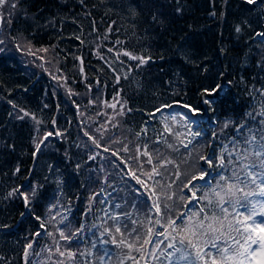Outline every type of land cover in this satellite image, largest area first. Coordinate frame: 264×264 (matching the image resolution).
Wrapping results in <instances>:
<instances>
[{
    "label": "trees",
    "instance_id": "trees-1",
    "mask_svg": "<svg viewBox=\"0 0 264 264\" xmlns=\"http://www.w3.org/2000/svg\"><path fill=\"white\" fill-rule=\"evenodd\" d=\"M2 11L0 264L94 263L102 254L100 240L112 250L108 264L126 251L111 240L132 242L136 235L122 237L117 223L127 224L128 231L136 227L140 243L147 227L165 231L147 219L157 218L149 212L157 199L149 200V189L179 195L200 169L215 185L216 172L199 156L218 155L225 144L231 150L238 125L255 129L264 119L257 115L264 105V36L257 35L264 33V0L254 5L247 0H9ZM216 85H221L216 94L203 95ZM112 101L124 110L105 105ZM174 104L196 109V130L204 132L188 149L166 138L162 113L156 112ZM226 121L232 122L227 128ZM145 151L153 164L145 163ZM163 159L173 161L163 177L144 174ZM177 171L183 174L179 179ZM195 183L202 191L208 188L205 181ZM14 189L19 191L9 196ZM21 192L28 195L27 205ZM184 194L191 196L187 189ZM168 203L172 217L189 210L176 196ZM58 229L76 235L66 241ZM69 250L73 258L67 257ZM49 255L57 258L46 261Z\"/></svg>",
    "mask_w": 264,
    "mask_h": 264
},
{
    "label": "snow or ice",
    "instance_id": "snow-or-ice-1",
    "mask_svg": "<svg viewBox=\"0 0 264 264\" xmlns=\"http://www.w3.org/2000/svg\"><path fill=\"white\" fill-rule=\"evenodd\" d=\"M247 3L254 5L257 0H247ZM6 4H9V0H0V27H2L4 21L2 9ZM10 7L15 9L17 5L12 2ZM235 30L239 33L241 31L240 26L237 25ZM257 35L264 36V33H257ZM2 43L3 41L0 40V44ZM40 51H47V49H40ZM29 54L33 53L29 52ZM124 55L130 54L125 52ZM130 58L139 59L141 63L145 62L142 57L130 56ZM219 89H221V85H216L211 89H204L203 95L211 97ZM261 95H264V92ZM204 103L211 104L212 100L204 99ZM171 107L172 105H162L161 108L156 109V112H160L162 108ZM183 107L189 109V111H197L189 104H184ZM24 115L27 116L28 113L25 112ZM257 115L264 117V105H262V110ZM246 116L257 122L256 116L252 113H246ZM19 118L23 119V117ZM37 123H40V121H37ZM231 123V121H226L225 128L229 127ZM257 123L259 127L255 129L249 128L246 123L237 126L236 136L229 141L232 146L231 150L229 145L225 144L218 155L212 152L206 156H199V160L207 163L208 167L216 172L218 179L215 185L206 181V177L210 173L207 170L200 169L198 174L192 175L184 183L179 195L149 189L151 192L149 200H152L153 196L157 197V199L152 200V207L149 212L154 210L157 218L153 220L149 215L147 219L150 225H159L164 228V232L157 231L154 226L147 227L146 236L143 242L140 243L141 237L136 227L128 231L127 224L121 225L117 223L115 231L120 233L122 237L124 232H127L130 237L133 234L136 235L132 242H128L124 238L119 240L113 238L111 242L118 247L124 245L129 251L134 249L137 252H151L155 256L156 249L161 248V245H164L165 240H167L169 242L165 247L171 251L161 249V253L169 260V264H246V262L247 264H264V119L259 120ZM164 131L170 133L171 129L166 126ZM245 132L247 133L246 135L244 134ZM48 135H51V133H48ZM85 135H88V133H85ZM137 135L139 136V133ZM190 135L192 139L188 140L187 143L181 141L186 149L197 137L202 136V133L193 131ZM216 136L217 134L214 132L213 137L216 138ZM241 136H243V139H239ZM89 139H92V137L89 136ZM42 143V140L36 143L37 150H39ZM93 143H96L97 147H99L95 140H93ZM157 143H159V140H157ZM144 147L147 149L148 145L145 144ZM168 147L172 148L173 146L169 144ZM107 150L105 149V151ZM124 150L128 151L127 146H125ZM137 151L139 152V148H137ZM113 155H116V153L114 152ZM142 155L147 156L145 163L153 164V155L151 153L145 151ZM188 155L191 156V151ZM156 157L159 159L158 152ZM172 163V160H160L158 166L154 165L150 172L144 174L149 178L163 177L165 171L162 170H166L167 165ZM16 171L19 172V168ZM131 175L137 184L142 185L146 189L148 188L143 180L135 176V173H131ZM175 175L179 179L183 174L177 171ZM197 180L205 181L208 184L207 190L202 191L201 187L195 183ZM155 183L160 185V181ZM164 187V185H161V188ZM166 187L171 188V184L166 185ZM184 189L191 192V196L185 195ZM17 191L19 189H14L9 193V196L14 195ZM35 191V188H33V195ZM201 192L202 194L198 195ZM20 195L24 196L25 204L27 205L29 202L28 195L23 192ZM140 195H143V193H140ZM174 196L180 202H183L185 207L189 208L187 212L180 213L176 217L167 215L173 207L168 201H173ZM201 202L203 204L193 210L194 205ZM133 206L135 207L136 205ZM125 215L131 216L130 213H125ZM113 219L119 221V217H113ZM162 221L165 222L162 223ZM140 223L138 220H132L133 225H139ZM41 227H44V225L41 224ZM65 227L69 226L65 225ZM58 231H60L61 238L66 241H72L76 235L75 232L66 235L65 231L59 229ZM77 231H80V229H77ZM108 231L109 229H105V232ZM37 235H40V233H37ZM49 235L52 234L49 233ZM157 236H163L165 239L158 241L155 239ZM102 243H108V241H102ZM138 244L139 246H137ZM147 244H151L152 248H144V245ZM31 247V244L26 246L25 257L28 256V249ZM57 251L61 256L66 254L59 251V249ZM74 255L75 253L72 251H67L68 258H73ZM101 259L103 260V257ZM128 259L133 260L134 257L129 255ZM60 264H63V262H60ZM121 264H123L122 261Z\"/></svg>",
    "mask_w": 264,
    "mask_h": 264
},
{
    "label": "rangeland",
    "instance_id": "rangeland-1",
    "mask_svg": "<svg viewBox=\"0 0 264 264\" xmlns=\"http://www.w3.org/2000/svg\"><path fill=\"white\" fill-rule=\"evenodd\" d=\"M105 105L108 106L111 110H115L117 112L124 110V104H121L119 102L115 105V102L112 101L108 103V105L107 103ZM181 112L179 113L181 115L180 117L176 113H166V112L163 113V116H162V122H164L165 126L171 129L170 135L173 138L174 143L181 142V141H183V143H187L188 140L192 139V136L190 135V133L194 131L193 125L196 124V121H195L196 118L194 117V115H190L189 113H186V112L184 113H181ZM173 117H175V119H173ZM110 119H112L111 116L108 117L107 120H105L104 124L106 125V123ZM167 145H169L168 142H167ZM241 211L243 210L241 209ZM102 241H105V240H100V244L104 248V251H103V248L101 247L103 253H102V256L99 257V263L97 264H106L105 257L107 256L108 253L111 252V250H109L110 248L109 242L102 243ZM168 242L169 241H167V243ZM137 246H139V244ZM151 248H152V245H151ZM163 249L164 251H171L170 249H166V247H164ZM136 253L137 251H135L134 249L132 251H129V249L126 247V251L122 250L120 253L117 254L116 259H113L112 261L107 260V263L108 264H121V261H122L123 264H147V256L149 258L148 261L151 263H159L163 260L161 255H156L160 253L159 248L156 249L155 256L151 252H149L148 254L146 253L144 254L142 252L140 257L136 256L133 260L128 259L129 255L134 257ZM101 257H103V260L101 259V262H100ZM52 258H57V257H54L53 255H49L45 260L50 261V259ZM59 260L63 261L61 256ZM163 261H165V264H169V260L167 258H165ZM93 264H96V262Z\"/></svg>",
    "mask_w": 264,
    "mask_h": 264
}]
</instances>
